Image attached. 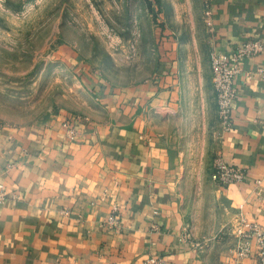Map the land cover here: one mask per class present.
<instances>
[{"label":"crops","instance_id":"1","mask_svg":"<svg viewBox=\"0 0 264 264\" xmlns=\"http://www.w3.org/2000/svg\"><path fill=\"white\" fill-rule=\"evenodd\" d=\"M208 16L217 54L264 44V0H208ZM159 53L136 86L86 75L101 119L62 110L50 122L0 123V264H260L256 240L239 256L235 230L246 221L264 232V52L235 80L227 132L211 69L174 43ZM217 158L245 180L218 186Z\"/></svg>","mask_w":264,"mask_h":264},{"label":"rangeland","instance_id":"2","mask_svg":"<svg viewBox=\"0 0 264 264\" xmlns=\"http://www.w3.org/2000/svg\"><path fill=\"white\" fill-rule=\"evenodd\" d=\"M210 36L208 0H0V123L50 122L62 110L101 119L87 74L111 87L148 82L161 43L212 71Z\"/></svg>","mask_w":264,"mask_h":264},{"label":"built area","instance_id":"3","mask_svg":"<svg viewBox=\"0 0 264 264\" xmlns=\"http://www.w3.org/2000/svg\"><path fill=\"white\" fill-rule=\"evenodd\" d=\"M262 52H264V44L259 39H253L236 46L226 56L212 51L213 86L217 97L220 123L226 132L232 129L234 122L232 112L237 95L235 80L243 74L250 76V73L244 71V62ZM245 178L246 171L244 169L227 164L222 158L216 159L212 179L218 186L227 187L241 184ZM3 199V186L0 185V202ZM235 235L239 241V256L248 254L250 243L256 240L259 246L258 261L260 264H264V232L260 227L257 224L249 225L246 221H242L236 228ZM147 264H167V262L160 257H150Z\"/></svg>","mask_w":264,"mask_h":264}]
</instances>
